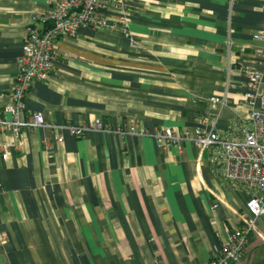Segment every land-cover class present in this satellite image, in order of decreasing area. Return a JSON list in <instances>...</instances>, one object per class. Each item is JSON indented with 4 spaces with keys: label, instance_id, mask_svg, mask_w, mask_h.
Masks as SVG:
<instances>
[{
    "label": "crops",
    "instance_id": "0c3cea01",
    "mask_svg": "<svg viewBox=\"0 0 264 264\" xmlns=\"http://www.w3.org/2000/svg\"><path fill=\"white\" fill-rule=\"evenodd\" d=\"M55 0H0V113L9 103L26 27ZM113 28H81L56 43L53 70L33 80L22 117L111 128L23 130L21 146L0 130V264H193L241 226L249 194L192 141L160 147V127L226 131L248 117L242 64L260 68L252 34L264 0H126ZM229 41L231 44H229ZM264 92V72L259 86ZM222 97L225 103L213 102ZM62 135L63 140L57 141ZM231 264H264V216Z\"/></svg>",
    "mask_w": 264,
    "mask_h": 264
},
{
    "label": "built area",
    "instance_id": "2783aa9c",
    "mask_svg": "<svg viewBox=\"0 0 264 264\" xmlns=\"http://www.w3.org/2000/svg\"><path fill=\"white\" fill-rule=\"evenodd\" d=\"M126 0H55L42 10L35 11L26 27V37L22 54L18 59V72L11 85L9 103L5 112L0 113V130L10 134L11 139L1 144L2 157L5 159L10 147L21 146L23 130L39 126L62 128L70 135L82 136L85 131L112 132L146 135L135 123L129 127L111 128L95 119L92 125H56L46 121L41 111L24 109L23 98L33 80L44 81L53 70L56 43L61 37L75 38L81 28H113L109 15L124 16ZM252 40L259 44L255 57L260 68L242 64L247 81L243 93L244 104L248 107V117L226 131L207 130L200 126L193 129L174 130L165 126L156 129L152 136L160 147L174 145L182 148L185 141H192L199 151L208 150L209 161L222 178L231 185H240L249 194L240 213L241 226L226 231L222 247L215 255L203 263L193 264H231L238 261L245 251L247 237L256 230V221L264 216V92L259 86L264 72V28L252 34ZM229 44L231 42L229 41ZM213 102L225 103L222 97H211ZM63 136L58 135L57 141ZM6 236L0 232V243Z\"/></svg>",
    "mask_w": 264,
    "mask_h": 264
},
{
    "label": "bare ground",
    "instance_id": "6f19581e",
    "mask_svg": "<svg viewBox=\"0 0 264 264\" xmlns=\"http://www.w3.org/2000/svg\"><path fill=\"white\" fill-rule=\"evenodd\" d=\"M210 163V162H209Z\"/></svg>",
    "mask_w": 264,
    "mask_h": 264
}]
</instances>
